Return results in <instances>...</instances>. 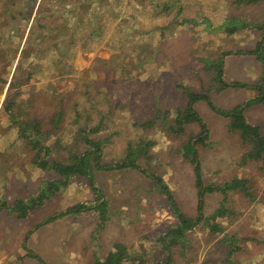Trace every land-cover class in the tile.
Segmentation results:
<instances>
[{
    "label": "rangeland",
    "instance_id": "1",
    "mask_svg": "<svg viewBox=\"0 0 264 264\" xmlns=\"http://www.w3.org/2000/svg\"><path fill=\"white\" fill-rule=\"evenodd\" d=\"M56 1L40 0L32 10L29 0H16L10 11L22 10L23 19L28 17L25 21L18 15L11 18L10 12L0 7V222L12 221L17 212L11 204L37 191L41 177H57L50 169L40 171L30 163L36 158L30 153L27 157L20 144L12 142L17 131L2 114V103L20 92L40 120L42 131L49 136L61 133L67 143L84 127V116L97 118L91 106L97 103L104 113L100 133L117 132L111 143L104 142L99 149L101 168L112 165L128 143L137 154V168L99 171L93 166L94 183L102 187L100 201H107L104 209L64 213L58 218L57 231L41 230L37 235L43 258L36 256L41 264H107L106 258L116 246L126 248L123 257L141 263L249 264L247 257L240 256L249 249L242 233L252 239L251 226L260 221L261 214L264 219V158L249 162L243 156L248 144L242 142L237 130H227L226 116L215 113L204 100L195 102L194 109L208 124V134H200L197 123L184 124L183 131H176L179 112L173 105L186 100L183 90L187 89L204 92L217 107H225L222 111L232 108L238 96H232L230 88L218 91L221 85L208 80L212 70L207 64L211 62L222 65L228 83L252 85L254 77L261 76L259 62L246 51L264 37L262 30L254 28L264 24V0H63L60 5ZM175 1L181 4L180 12ZM42 4L44 8L52 5L56 16L66 13L71 18L51 28L45 20L48 30L35 26L33 18L41 15ZM61 5L67 10L56 8ZM199 16L208 19L211 31L202 28ZM185 17L196 18L197 29L179 23ZM226 18L238 20L236 37L224 33ZM20 27L24 30L21 38L16 32ZM56 29L60 32H51ZM183 39H189L188 46ZM29 46L36 48L35 54L27 51ZM101 48L109 52L105 58L100 56L105 55ZM114 48L119 50L115 55ZM224 49L232 50L233 55L223 56ZM236 50L245 54H236ZM233 89L236 92L237 88ZM151 90L154 96L149 95ZM248 113L251 120L258 121L249 120L259 126L264 137V102ZM142 122L146 124H138ZM190 131L196 136L190 143L194 144L196 164L201 165L202 182L211 187L206 192H197L193 164L181 145L188 141L182 133ZM82 141H73L74 149L88 153L93 163L95 145ZM44 159L51 163L59 160V154L49 152ZM152 172L162 178L173 200L165 196L162 185L147 176ZM238 179L244 180L241 187H247L249 195L238 188H220ZM84 200L93 202L98 196L86 177L75 175L66 188L47 198L46 207L34 219L64 212ZM259 201L260 206L253 204ZM172 203L193 220L178 239ZM7 228L0 231V251L12 233ZM23 239L24 235L22 244ZM253 241L251 249L264 248ZM259 261L264 263V254Z\"/></svg>",
    "mask_w": 264,
    "mask_h": 264
},
{
    "label": "trees",
    "instance_id": "2",
    "mask_svg": "<svg viewBox=\"0 0 264 264\" xmlns=\"http://www.w3.org/2000/svg\"><path fill=\"white\" fill-rule=\"evenodd\" d=\"M29 8L34 9V1L29 0ZM152 1V0H149ZM252 2L259 1V0H251ZM1 6L3 7L4 12H10L9 15L11 18H15L17 15L20 16L21 19H23L25 12L22 10H19L17 13L10 11V5L16 4V0H4V2H0ZM164 5L169 8V4L167 2L164 3ZM175 5L178 6V12H180L181 4L179 1H175ZM13 7V6H11ZM43 8V9H42ZM52 5L47 6V8H44V5L41 6V15L40 13L33 18V20L36 18L35 26H40L44 30H48L47 23L45 20L49 21V27H53L57 25L58 16H56L55 12L52 9ZM31 10V11H32ZM29 11V12H31ZM54 14V18H53ZM200 20L202 21L203 25L202 28L205 27V29L210 30L211 26L208 23V19L199 16ZM28 20V17L26 16L23 20ZM56 19V21H55ZM39 20V21H38ZM237 19L234 18H226L225 22L222 24L223 31L226 35H229L231 37L237 36ZM71 23V22H70ZM179 23L181 24H191L192 29H197L196 26L199 25V21L196 20V18L191 17H185L181 18ZM47 27V28H46ZM254 28H259L262 30V33L264 32V24L263 25H255ZM65 29V27H64ZM204 30V29H201ZM212 30V29H211ZM210 30V31H211ZM23 28H17L16 32L19 38H21V35L23 34ZM60 32L59 29L51 30V32ZM57 32V33H58ZM1 40V37H0ZM119 40H121V37H119ZM119 43H123L122 41H119ZM2 43L0 42V45ZM117 46V45H116ZM1 48H3V45H1ZM119 49V47H117ZM117 48H114L112 54H117L119 50ZM24 50V49H23ZM36 48L29 46V50L33 54H35ZM22 51V50H21ZM236 54H245V51L236 50ZM223 56L233 55L232 50L230 49H224L222 50ZM246 54L253 55L255 59L259 62V72H261V76L256 78L254 77L252 85H249L248 82L243 81H235V82H227L223 78V67L222 65L215 66L212 62L210 64H207V66L211 67L212 74L209 77V81L213 80L216 81L218 84L221 85L220 88H218V91H222L224 89L230 88H248L249 86H252L253 89H255L258 92V96L255 99L249 100L245 103V106L242 107V103H239L237 105H234L231 109H228L226 111H222L220 109H223L222 105H220L222 108L217 107L210 98L204 93H194L187 89L183 90V94H185L186 100L183 102L175 103L173 106L175 107L176 113L179 112L178 116H176V124L178 127L176 131H183L182 129L184 124L188 123H197L201 128V133L203 135L208 134L209 126L207 123L203 121V119L199 116V114L194 109V104L197 101L204 100L208 103L209 107L215 112L220 113L226 116V128L227 130L234 131L237 130L240 139L243 143L248 144V151L244 152V155L246 159H249V162H253L254 160L263 161L264 158V137L260 134L259 126L253 125V123H250L249 119L245 116L244 110L248 106H250L251 103L257 102V101H263L264 102V37L260 36L258 38V42L254 45V48L250 51H246ZM27 60H29L31 57L30 55L25 57ZM222 60H224L222 58ZM208 63V62H207ZM171 93V90L168 92ZM167 93V94H168ZM149 95L154 96V90L149 91ZM105 98L104 100H106ZM108 101V99H107ZM174 101V100H173ZM160 102V101H157ZM175 102V101H174ZM97 103L92 104L91 106L96 110L97 118L96 117H86L84 116L82 119L84 120L85 125L82 128H78V132H76L74 135H71V141L69 140L68 143L64 140V138H67L65 135H62L61 133H56L52 136V134L46 135L45 132L42 131V126L40 124V120L36 117L34 110L28 105L26 99H23L21 97L20 92L14 93L11 98L7 101L2 103V114L7 116L8 120H10L15 126L17 135L12 140L13 143L17 142L20 144V148L22 147L21 151L22 153H26L27 157L29 156V153L32 154V157H35L36 159L31 160L30 163L34 164L35 166L39 167L40 171H47L48 169L52 170L54 173L57 174V177H41L40 178V185L37 187V191H35L32 194H29L26 197H19L17 198L13 204V211L17 212V217L20 219H33L35 216L39 214V212L43 211L45 206V203L47 201V198L54 197L57 192H59L61 189H64L67 187L70 179L77 175V176H84L89 180V187L90 189L98 196V200L91 201V200H84L80 201L79 203L73 205L72 207L68 208L64 212H57L53 216H46L40 221H37L35 224V227H39L42 223V221L46 220V223H51L53 220L58 219L60 216L64 215V213L68 214H77L81 213L84 210L88 209H94L95 212H99L104 209L106 202L104 200L100 201V198L102 197V187H97L94 183V176L91 174V170L94 167L99 168L97 170L102 171L105 168L112 170L116 168L121 167H127L129 169L137 168L135 164V157L137 154L133 151L132 153V145L130 143L126 144L125 147L122 149L121 154H118V156L114 157V161L112 165L106 166L104 168H101L100 166V156H99V149L102 147L104 142H110L111 143V137L115 135L117 132L115 130H112L108 133L101 134L100 128L103 123L104 113L96 107ZM168 111V110H166ZM169 112V111H168ZM106 115L108 112H105ZM76 115V114H75ZM179 116H183V118H179ZM75 117V116H74ZM167 121V120H166ZM168 122V121H167ZM140 125L146 124L145 122L138 123ZM207 124V125H206ZM135 125V124H134ZM170 125V124H169ZM136 126V125H135ZM186 131V129H185ZM206 132V133H205ZM205 133V134H204ZM184 134L185 138L187 137L186 142H183L181 145L183 146L184 156L187 157L189 161L193 164V172H195V187L197 189V192H206L207 190H210V186L204 185L202 182V175L200 174L201 171V165L200 163L196 164L197 161V155L194 150V144L192 145L190 142L195 138V134L190 131ZM205 138V137H203ZM203 138H199L198 140L203 141ZM74 139V140H73ZM80 140L84 141L90 146L95 145L94 150L91 154L95 155V160H93V163L89 162V154L85 153H78L77 150L74 149L73 141ZM82 141V142H83ZM89 150H92L91 148ZM55 151L57 154H59V160L52 161L49 163L47 160L44 159V155H46L49 152ZM24 155V154H23ZM132 162V163H131ZM94 166V167H93ZM102 169V170H101ZM146 173V172H145ZM147 176L151 177L153 180H155L157 185H162V178L152 172L147 173ZM245 184L244 180L238 179L235 181V183H229V185L225 184L224 186L220 187L221 189L225 190L226 187H232V188H238L241 190V192L244 193L245 196L249 195L250 192L248 191L247 187H241ZM122 186V185H121ZM241 187V188H240ZM163 192L165 193V196L169 198V200H173L169 193V189L165 185H162ZM219 188V187H217ZM114 194V193H113ZM200 205V204H199ZM172 207L175 208V212L177 215L178 224L175 230L177 231V239L182 238L184 230L187 229L190 225L193 224V220L183 215L178 208H176L175 203H172ZM200 208V207H199ZM5 210H10L9 208H5ZM10 212V211H9ZM218 213H221L219 210ZM48 217V218H47ZM231 239H234L232 236ZM234 241V240H233ZM126 250L123 246H116V250L114 252H110L106 258L107 264H120V260L123 256H125L124 251ZM241 250V249H240ZM142 261V260H139Z\"/></svg>",
    "mask_w": 264,
    "mask_h": 264
},
{
    "label": "crops",
    "instance_id": "3",
    "mask_svg": "<svg viewBox=\"0 0 264 264\" xmlns=\"http://www.w3.org/2000/svg\"><path fill=\"white\" fill-rule=\"evenodd\" d=\"M36 2L38 3V2H40V0H38V1L35 0V3ZM56 2L60 5V4H62L63 0H58ZM56 8L61 9L62 11L67 10V9L63 8L62 5L56 6ZM68 10H70V9H68ZM53 11L56 13L55 9H53ZM70 18H71V16H67L66 13H62V15H58V20H65V19H70ZM183 40H186V39H183ZM188 41H189V39H187L185 41L186 46L189 45ZM99 51H100V53L105 54V55H100L101 58H105L109 53L106 50V48H101V50H99ZM88 63H90V61ZM154 69H155V67H154ZM230 92H231L232 96H238L237 99H235L232 107L234 105H237V104L242 103V102H243L242 107H244L246 102H248L249 100L255 99L258 96L257 91L255 89H253L252 86H249L248 88H244V89H236V92H235V89H230ZM255 92H256V94H255ZM36 101H39V99ZM255 105H257V106L262 105V102H260V101H257L256 103L253 102L250 104V106H248L244 110V114L253 123H257L258 121L257 120H251L250 116H249L250 113H248V112H249V109L252 108L253 106L257 107ZM263 189H264V187H263ZM259 200L262 201V198L260 197ZM259 203H260V201L254 202L253 204H256V206H258ZM249 205H251V203ZM262 205H264V202L262 203ZM247 209H249V208H247ZM247 209H245L246 216H247ZM263 209H264V206H263ZM9 211L7 210V212H9ZM12 216H13V218H12V221H10V223L9 222H5V223L0 222V228H1L0 231L4 230L3 228H5V227H8L7 231H12V233H9L10 236H8V237H10V239L9 240L7 239L6 241H4L5 247L2 248V250L0 251V264H41L40 260L38 258H36V256L39 258H43V257H41V253H40V248H41L40 242L41 241L39 240V237L37 234L40 233L41 230H43V232H45L44 230H48V229H52V228H54L57 231V227L60 225L61 219H59V220L57 219L54 222L47 223L43 227L39 226V228H36L35 224L37 223V221H36L37 219H34V218H36V216L33 218L34 220L20 219L17 217L16 214H13ZM262 218H263V215L261 214V216L259 218L260 221L255 222L251 226V228L253 230V231H250L251 236H253L252 239L247 238L248 236L245 235V234H247V232L242 233V236L243 235L245 236L243 242L249 243L248 247H245V248H249V249L243 250V252L240 253V256L247 257L249 262H250L249 264H264V263H262V261H259V258H261L264 254V248L260 247L257 250L251 249L253 242H254L253 240H257V243H259L260 245L264 244V227H262V225H263L262 223H264V219H262ZM235 224L237 225V223H235ZM243 225H244V223H243ZM242 228H245V227L243 226ZM8 229H13V230H8ZM253 234H256V235L254 236ZM22 235H24L23 244H22ZM257 256H260V257L256 260ZM238 261L240 262V257H238Z\"/></svg>",
    "mask_w": 264,
    "mask_h": 264
},
{
    "label": "built area",
    "instance_id": "4",
    "mask_svg": "<svg viewBox=\"0 0 264 264\" xmlns=\"http://www.w3.org/2000/svg\"><path fill=\"white\" fill-rule=\"evenodd\" d=\"M120 264H152V263L149 262L141 263V262L133 261L128 257H122V259L120 260Z\"/></svg>",
    "mask_w": 264,
    "mask_h": 264
}]
</instances>
